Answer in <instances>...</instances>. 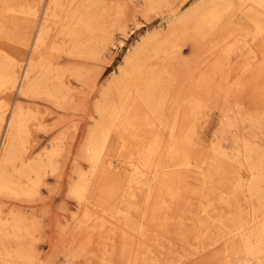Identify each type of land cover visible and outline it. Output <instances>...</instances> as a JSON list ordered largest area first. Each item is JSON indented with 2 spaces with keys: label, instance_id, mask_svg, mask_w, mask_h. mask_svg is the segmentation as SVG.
I'll return each mask as SVG.
<instances>
[{
  "label": "rangeland",
  "instance_id": "374dc122",
  "mask_svg": "<svg viewBox=\"0 0 264 264\" xmlns=\"http://www.w3.org/2000/svg\"><path fill=\"white\" fill-rule=\"evenodd\" d=\"M91 1H100L92 11L93 17L97 16V19H94L97 30L91 34H83L79 37L81 40L78 38L79 41L76 42L77 38L61 34L64 22L60 19L71 11L57 9L59 22L53 18L48 23L50 30L46 37L43 59L53 68L48 76V80L52 81L49 82V89L55 90L53 88L56 86L59 89L58 97H48L44 95V90L39 93L41 96H25L19 93L18 87L0 94V107H8L5 121L0 125V149L10 113L16 105H21L30 116L26 157L44 162L39 190L34 191L35 194L23 195L24 197L20 195L23 199L10 192L0 194L1 219H10L15 214H21L34 226L31 230L33 232L26 235L28 240H21L22 244L18 239L4 235L0 240V257L3 258L0 264L6 260L2 255L5 251L15 253L19 250L28 255L27 260L12 259L16 260L17 264H264L262 254L256 257L247 256L242 243H237L240 237L234 235L238 221L249 222L256 215L253 223L250 222L254 225L250 229L264 223V207L260 208L259 201L249 196L248 184L251 177L246 162L239 156L242 146L247 142L256 150V155L251 156V161L259 164V161L264 159V82L258 81V88H253V76L247 79L248 75L245 74L237 81L238 77L233 74H236L240 65L246 61L251 66L253 60H260L257 44L255 45L257 40L250 38L255 32L252 24L247 22L245 17L239 20L241 12L236 3L237 5L228 11L229 14L234 13L236 23L224 28L226 24L223 21L214 28L215 32L206 31L208 34H205L204 38H207L197 36L200 41L196 43L197 37H190L192 23L179 28L177 24L185 15L207 6L214 0ZM35 4L37 16L29 43L22 44L30 23L22 15V19H8L0 32V58L8 56L10 62L15 61L20 69L19 74L27 67L32 56V43L43 23L48 0H0L2 11L9 8L28 11ZM174 25L177 28L171 31ZM186 32L189 37L187 41H190L178 42L186 38ZM209 32H212L211 35ZM172 34H176V37L173 38ZM213 38L218 39L217 42L212 40ZM105 40L109 41L107 46L102 44ZM168 42L170 46H176H171L175 50L166 46ZM228 47L229 60L226 59L224 63L221 58L220 70L215 74L209 72V64L217 58L220 50ZM134 53L138 54V60H141L139 64H143L145 70L147 68V71L151 70L162 76L156 90L158 93L162 92L166 98L163 105L165 116L169 118L166 121L169 126L174 123L172 117L178 112L177 108L173 107L183 104L188 97L199 99L201 104L198 113H194L193 120L180 121V114L176 120L177 127H189L193 130L188 141L189 160L192 165L187 174L183 173L186 176L181 179L184 186L180 188L179 195L174 199L167 198L164 206L159 209V218L154 220L151 218L150 207H146L140 195L135 199L126 198L123 201L120 197L122 183L115 185V181L107 180L101 173L91 177L90 164L85 154L87 151L84 153L91 130L100 123L98 106L104 100L116 106L122 101L114 82L120 79V71L127 69L126 60ZM127 70L130 71V68ZM209 74L210 77H206ZM263 75L264 73L259 77L264 78ZM130 79L132 86L126 92L127 96L133 98L136 85H140L141 80L139 76ZM252 88L255 91L258 89L260 94ZM120 121L116 122L115 127ZM115 127L108 140L109 155L106 154L107 158L117 163L119 156L115 155H119L122 146L118 143L120 137ZM164 134L163 137H168L169 129H166ZM7 170L13 172L10 166ZM260 171V179L263 180L259 183V189L260 195L264 196V163ZM21 179L24 181V178ZM86 179L90 184L85 201L80 203L74 189L83 185ZM101 181L102 184L98 183ZM153 192L154 190L151 195ZM26 197L29 200L25 199ZM149 199L151 202V197ZM256 209L262 210L258 213ZM252 211L256 212L250 217ZM9 212H12V215ZM91 236L94 237L91 239ZM102 238L111 241H103ZM18 244L21 246H16ZM232 245L235 246L233 250L230 247Z\"/></svg>",
  "mask_w": 264,
  "mask_h": 264
},
{
  "label": "bare ground",
  "instance_id": "6f19581e",
  "mask_svg": "<svg viewBox=\"0 0 264 264\" xmlns=\"http://www.w3.org/2000/svg\"><path fill=\"white\" fill-rule=\"evenodd\" d=\"M97 3H100V1L92 3L91 0H48V6L45 9V12L43 14V19L41 18L43 20V23H42L41 27L38 29L36 36H35L33 43H32V56L29 58L27 67L22 70L21 74H19L20 69H18L17 64L14 63L15 61L10 62L11 60L9 58H7L8 56H6L5 58H2V59L0 58V94L2 95V93L3 92L5 93L6 90L11 91L14 88L18 87L19 93L22 95H25V96L40 95L39 93H42V90H44L43 92L46 93L44 95H46V96L48 95V97H54V98L58 97V93H59L58 90L59 89L56 88V86H55V88H53L55 90L49 89L50 88L49 82L51 80H48V76L51 74V72H52L51 70L53 68H51V66L47 60L43 59V53H44L45 47H46V37L48 36L47 34H49L48 30H50V29H48V23H50L53 18L58 19L57 22H59L60 18L56 12L57 9L58 10L63 9V10L71 11L70 14L67 13L68 14L67 16H64L63 18L60 19V21L64 22L63 23L64 28H63V32L61 34L63 36L75 37L77 39L80 36H82L83 34H91L97 30V28H96L97 26L94 25L95 24L94 19H97L96 18L97 16H95V18H94L93 13H92V11H93V9H95L94 7ZM236 3L238 4V7L237 6L236 7L238 9H240V12H241V16L239 17V20L242 17H245V19H248V21L247 20L246 21L250 22L253 26L252 29H254L255 32L250 38L252 40H255V39L257 40L255 45L257 44L256 47L260 53V57H259L260 60H255V61L253 60V62H252L253 64L251 66L249 65V62L246 61L245 63L240 65L237 73L236 74L233 73V74L235 75L234 77H238L236 79L237 81L240 78H242V76L245 74L248 75L247 79L251 78L253 76L252 81L255 82L253 84V88H254L255 86L256 87L258 86L257 85L258 81L264 82V78L259 77L260 74L264 73V0H214L213 2L208 4L207 6H205V7L203 6L201 9H199V10L197 9V11L194 10L193 13H191L189 15H185L183 18H181L179 20V23H178L179 25L177 24V27L178 28H179V26L185 27L186 24L192 23V26H190L191 27L190 30L192 33V34H190V37H191V35L196 36V37L198 36L199 38L201 36H203L202 38L205 39L207 37L205 36V38H204V35L208 34V32H206V31H212V30L214 31V28H216V26L219 25L220 23H222L223 21L226 24V25H224V28L227 25H232V24L236 23V21H235L236 17H235V15H233L234 13H232V14L228 13V11L230 12L232 6L235 7V5H237ZM35 7H36V4L33 5V7L29 8L28 11H25L24 9L17 11L15 9L13 10L10 8L6 9V10L4 9V11H2L0 8V10H1L0 11V18L3 19V20H0L1 21L0 22V32L2 29H4L3 26L8 21V19H12V20L22 19L20 17L22 15L23 18L27 19L31 23V24L29 23L28 30H26L28 32L25 35L26 37H23L22 44H24V42L29 43L30 35L33 33V29H34V19L37 16V10L35 9ZM233 9L235 12V8H233ZM8 13H10V14H8ZM177 19H176V22L178 21ZM66 21H67V23H66ZM174 22H173V24H174ZM65 24H66V26H65ZM223 24H222V27H223ZM174 26L171 28V31L173 28H174V30H176L175 28H177V27H176V25H174ZM188 27L189 26H187V28ZM98 28H99V26H98ZM187 28H185V29L188 30ZM224 28H223V30H224ZM185 29H184V31H185ZM181 31H182V28H181ZM229 31H231V30L229 29ZM212 32H209L210 35ZM179 33H180V30H179ZM224 33H226V31ZM182 34H181L182 38L184 36L186 38L185 39L183 38V40H180V41L178 40V42H182L184 40L187 41V38H189V37H187V35H188L187 32L184 34V36ZM172 36L174 38V36L176 37V34H174V35L172 34ZM227 36H229V35H227ZM232 36H233V34H232ZM239 36H240V34H239ZM198 37L196 38V40L198 39V41L196 43H198L200 41ZM227 38L228 37H226V39ZM79 39L76 40V42L79 41ZM167 39H169V38L167 37ZM190 39H192V38H190ZM164 40L166 41V39H164ZM210 40L208 39V41H210ZM212 40H214V38ZM217 40H214V41L217 42ZM188 41H190V40H188ZM188 41H187V43H188ZM203 41L201 40V42H203ZM223 41H222V43H220L221 45L223 44ZM227 41H228V39H227ZM74 42H75V40H74ZM108 42H109L108 40H105L102 44L104 46H107ZM162 42H163V44H165V42L163 40H162ZM201 42L199 44H201ZM202 44H204V43H202ZM211 44H212V42H211ZM210 45H207V46H210ZM219 45H217V46H219ZM231 45H233V44H231ZM166 46L167 47L170 46V43L167 44ZM171 46H174V44ZM171 46H170V48H171ZM213 46H212V49H213ZM74 47L72 46V48H74ZM174 47H176V46H174ZM174 47H173V49L175 50ZM178 47H177V49H179ZM214 47H216V46H214ZM162 48H163V46H162ZM194 48H196V47H194ZM50 49H52V47ZM229 49H230V47L219 51V55L217 56V58L209 64V69H208L209 72H212L213 74H215L217 71L220 70V67H219L220 64L219 63H221V58H223L224 63L227 61L226 59L229 60V58H230V50ZM162 50H164V48ZM191 51H192V49H191ZM137 55L138 54L134 53V54H132L131 57H129L126 60L127 69L130 68V71L127 69H123L122 71H120V79L118 81L114 82L115 83L114 86L117 89L118 94L120 95L119 97H121L122 101L120 103H118L116 106V104H110L109 101L106 100V102H104L105 101L104 100V101H102L104 103L101 102V104L98 106L97 112L100 115L99 116L100 117V121H99L100 123L99 124L97 123L95 128H93V130H91L92 132H91V135L89 137V140L87 141V144L85 145L86 148L84 149V153L86 150L87 153H85V154H87V159H88L89 164H90L89 173H90L91 177H94L98 173H101V175H103L104 178H106L107 180H111L112 182L115 181V182H113V183H115V185H117V183H118V186H119V184L122 183V188L120 191V197L123 199V201H125L126 198H134L135 199L140 195V197L143 198V200L145 201L146 207H150L149 209H150L151 218H153V220H154V219L159 218L158 217L159 216L158 212L160 211L159 209H161L164 206L166 199L167 198L174 199V198H176L177 195H179L180 188L182 187V185L184 183L183 180H181V179L183 178V176H186V175H183V173L187 174V172H189L190 166L192 165L191 161L189 160L190 152H189V147H188V145H189L188 141H189L190 134L193 133V130H192V128H189V127H187V128L182 127V126H180V124L179 125L177 124L178 126H180V127H177L176 126V122H177L176 120H177L179 114L181 116L180 118H182V119H180V121L190 120V119L193 120L195 118L194 113L200 110L201 104L199 103L200 102L199 99L196 98L197 99L196 100L192 97H190V98L188 97V100H185V102L183 104L181 103L180 105H178V107H176V106L173 107V108H177L178 112H175V115L172 117L173 118L172 120L174 121V123L172 122L171 126H169L166 123V121H168L167 120L168 117L165 116L164 105H163L165 103L166 98H164V94L162 92L158 93V91L156 90V86H157V84H159V79H160L161 75L157 74V73H153V71H151V70L149 72V71H147V68L145 70L143 64H139V62L141 60H138L139 56H137ZM155 55H157V52ZM173 55H174V53H173ZM174 57L176 58V56H174ZM159 60H160V58H159ZM166 61H167V59H166ZM164 62H165V60H164ZM229 63L230 62L228 61L227 64H229ZM207 66H208V64H207ZM249 66H250V68H249ZM162 68H163V66H162ZM163 69H161V70H163ZM59 71H61V70H59ZM247 71L250 73L247 74L246 73ZM161 72H163V71H161ZM58 73H60V72H58ZM210 74L208 76L206 75V77L209 78ZM135 76L136 77L139 76V80H141V82H139V81L138 82L141 84L139 85L136 83L137 88H135V90H134V91H136V93L134 94L133 98H131L130 96H127L128 92H126V90L129 91V89L131 88L132 84H130V83L132 80L130 78H134ZM211 76H213V75H211ZM262 77H264V75ZM256 78L257 79L259 78V80H256ZM53 79H55V77H53ZM136 79H138V78H136ZM133 81H135V80H133ZM183 85H184V83H183ZM140 86H141V88H140ZM63 87H64V85H63ZM261 89H262V87H261ZM254 91H253V94H254ZM261 91H263V90H261ZM258 94H260V93L258 92ZM263 98H261V99H263ZM63 99H65V98H63ZM176 99H178V97ZM173 103H174V101H173ZM175 103H177V100ZM7 111H8L7 106H5V108H4V106L0 107V125L1 126H2L3 122L5 121V116L7 114ZM28 117H30L29 113H26L21 105H16L13 108L12 112L10 113V118L6 124V130H5V134L3 137L2 146L0 149V194H2L4 192H10V193L16 194L19 197L20 195L23 196V195L35 194L34 191L39 190V188H38L39 187V180L41 177V169L44 166V162L42 160H37V159L32 160V159H29L26 157V153L28 152V150L26 148V145L28 142L27 137H28V133L30 132L28 130V121L30 120V118H28ZM118 120H121L120 123L116 126L117 131H118V136L120 137V140L118 141V143L120 146H122V148H121L120 152L118 151L119 155H118V153H116L117 155H115V156H119V159H118L117 163H114L113 160H111L110 158H107V154H108L107 150H109V145H108L109 141L108 140H109L110 136L112 135L111 132H112L113 128L115 127L116 122ZM227 121H230V120H227ZM226 127H228V125ZM0 129H1V127H0ZM166 129H169V135H168V137L165 138L163 136L165 135L164 131ZM245 143L246 144H244L242 146L243 149L241 150V152H239V153H241V155L239 153L238 154L246 162L247 167H248V171H249V174L251 177V179L249 180V184H248V191L250 193L249 196H251L252 198H255L256 201L258 200L259 203L261 204L260 208H263L264 207V198H263L264 196L260 195L261 190L259 189V186H261V185H259V183L262 182L261 180H263V179H260V176H261L260 175V173H261L260 168H261V165L264 163V159H263L264 157H262V159H263L262 161L261 160L259 161L260 162L259 164H255L256 161L255 162L251 161L253 159V157H251V156H253L256 153L255 152L256 150L255 149L253 150V148H252L253 146L252 147L249 146L250 143L249 144H247V142H245ZM216 146H218V144ZM254 148L257 149V147H254ZM215 150H217V149H215ZM115 156L113 155V157H115ZM31 160H32V162H30ZM88 161H86V162H88ZM47 162H48V160H47ZM19 164L21 166H18ZM214 164H216V163H214ZM9 166H10V168L11 167L13 168L12 173H10V171L8 172V170H7V168H9ZM6 170H7V172H6ZM21 177L24 178V181H22ZM82 177L83 176H81V178ZM102 178L103 177H101V179ZM89 179L90 178H88V180ZM88 180L86 179L85 183L83 185H78L74 189V194L79 199V202L85 201L86 192H87L89 184H90ZM75 183L72 185L74 186ZM98 183L102 184V181L98 182ZM109 184H110V182H109ZM152 190H154V192L151 195ZM70 193H71V190H70ZM104 193H103V196H104ZM37 194H36V196H37ZM113 194H115V193H113ZM21 196H20V198L23 199L24 196L23 197H21ZM32 196L35 197V195H32ZM18 197H17V199H18ZM150 197H151V202H149ZM25 199H28V197H26ZM111 200H113V197L111 198ZM259 210L260 209H258V210L256 209V211H258V213H259ZM263 210H264V208H263ZM255 212L252 211V214L249 216L250 217L253 216ZM17 213H19V212H17ZM88 214H89V212H88ZM3 215H4V213H3ZM10 215H12V212L10 213ZM10 215H8L9 218H10ZM105 215H107V214H105ZM255 216H253L251 221H249V222H242L241 223L238 221L237 222L238 224L236 223V226L234 229V232L236 231L234 233V235L237 234L236 237H240V240L237 243L238 244L242 243L247 256H249V257L255 256L256 257V255L262 254L264 257V223H260V225H257L256 228L250 229L251 227L254 226L250 222L253 223L252 220L256 219ZM3 218H4V216H3ZM29 221H32V220H29ZM107 223H106V225H107ZM118 224H120V223H118ZM99 225H102V224H99ZM99 225L97 224V226H99ZM111 227H113V226H111ZM33 228H34V226H32V222H28L26 219V216L21 215V214H15L10 219H1L0 218V240L3 237H5L4 235H7V236L9 235V237H12V239H18V242L20 244H22L21 240L23 241L26 238L28 240L29 237L26 235H27V233L28 234L32 233L33 231L31 232V230H33ZM100 228H101V226H100ZM114 228H116V227L114 226ZM94 230H96V229H94ZM102 230H105V229H102ZM102 230H101V232H102ZM119 230H122V229H119ZM96 231H98V230H96ZM113 233H115V232H113ZM124 234H125V231H124ZM91 235H93V234H91ZM124 236H126V235H124ZM93 237L91 236V239ZM102 239H103V241H111L109 239L108 240H104V238H102ZM9 242H11V241H9ZM98 243H100V242H98ZM233 243H231V244H233ZM237 243H236V245H238ZM20 244H18L16 246H19ZM103 245H104V242H103ZM232 246H230V247L233 250L235 246H233V247ZM22 247H23V245H22ZM227 247H229V246H227ZM1 249H2V247H1ZM19 249H21V248H19ZM3 252H4V249H3ZM2 255L5 256V259H6V260H4V262L2 261L3 262L2 264H17L15 261L18 259H22V260L26 259L27 260L26 257L28 254L26 255L25 252L22 253L19 250L15 253L14 252L12 253V251H7V252L5 251V253H3ZM148 255L151 256L150 254H148ZM2 259L3 258L0 257V260H2ZM12 259H16V260L12 261ZM216 259H217V257H216ZM214 261H216V260L214 259ZM217 261H218V259H217ZM149 263H151V262H149ZM244 263H245V261H244Z\"/></svg>",
  "mask_w": 264,
  "mask_h": 264
}]
</instances>
